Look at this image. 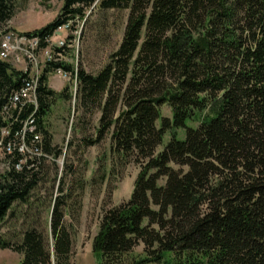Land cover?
Wrapping results in <instances>:
<instances>
[{
  "label": "trees",
  "instance_id": "trees-1",
  "mask_svg": "<svg viewBox=\"0 0 264 264\" xmlns=\"http://www.w3.org/2000/svg\"><path fill=\"white\" fill-rule=\"evenodd\" d=\"M16 1L0 0V35ZM111 10L128 14L109 62L97 73L48 62L36 106L13 101L28 75L0 57V222L29 202L44 163L62 154L44 119L59 96L71 97L69 85L58 92L48 84L63 69L77 78L79 121L100 113L85 144L110 135L111 152L141 166L131 197L103 211L93 239L100 264H264V0H64L54 21L24 34L46 47L68 21ZM165 104L172 118L162 115ZM193 119L199 125L187 126ZM67 189L41 201L45 225L0 238V248L21 254L19 264H74L66 215L78 219L84 179L74 205Z\"/></svg>",
  "mask_w": 264,
  "mask_h": 264
},
{
  "label": "rangeland",
  "instance_id": "rangeland-1",
  "mask_svg": "<svg viewBox=\"0 0 264 264\" xmlns=\"http://www.w3.org/2000/svg\"><path fill=\"white\" fill-rule=\"evenodd\" d=\"M63 5L64 0H17L15 14L4 27L16 32L43 27L58 17ZM127 12L111 10L91 14L89 11L84 19L70 23L71 27L75 24L79 30L76 34V46L67 55L70 62L75 66L82 65L92 73L100 71L122 41ZM48 84L58 92L68 85L70 88L71 97L67 99L59 96L44 119L46 129L53 135V144L62 154L53 156L44 163L39 173L40 182L29 202L16 203L12 212L0 222V238L15 241L28 224L40 221L45 225L50 211L41 206V201L50 202V199L58 195V187L63 184L66 189H73L70 203L74 205L80 191L79 183L84 179L85 189L78 219L66 215L74 240L72 261L74 264H100V258L93 251V239L99 230L103 211L131 197L141 166L132 158L121 159L111 152L110 135L100 143L86 145L83 138H95L96 130L93 126L98 125L100 113L79 121L81 117L74 97L78 85L63 78L58 72L49 75ZM162 115L173 117L172 108L168 104L162 107ZM88 121L91 123L87 124ZM199 123V120L193 119L187 122V126H198ZM81 124L87 126L86 133L77 129ZM177 133L178 138L185 139L187 128L181 127ZM171 138L172 130H169L157 150H163ZM4 167L3 159L0 158V170L3 171ZM104 174L105 178L102 179ZM76 213L73 212L75 215ZM142 250L143 245L136 249V254L143 252ZM21 259V254L0 248V264H19Z\"/></svg>",
  "mask_w": 264,
  "mask_h": 264
},
{
  "label": "built area",
  "instance_id": "built-area-1",
  "mask_svg": "<svg viewBox=\"0 0 264 264\" xmlns=\"http://www.w3.org/2000/svg\"><path fill=\"white\" fill-rule=\"evenodd\" d=\"M78 32L77 27H71L70 21H68V27L55 31L47 39L48 45L46 47H41L39 38H35L34 35L29 36L24 34V32H16L11 29L1 32L0 52L2 60L7 61L14 68L28 75V81L25 83L24 88L14 93V102L23 101L32 103L31 93L36 92V85H34L35 71L44 70L50 61H70L65 52L56 49L61 48L65 50L66 48H75L76 34ZM57 72L63 78L77 83V78L73 77L72 73L64 71L63 69H59ZM76 73L74 72L75 76ZM7 150L9 151V149Z\"/></svg>",
  "mask_w": 264,
  "mask_h": 264
},
{
  "label": "bare ground",
  "instance_id": "bare-ground-1",
  "mask_svg": "<svg viewBox=\"0 0 264 264\" xmlns=\"http://www.w3.org/2000/svg\"><path fill=\"white\" fill-rule=\"evenodd\" d=\"M66 27H68V24L65 25V26H63V27L60 28L59 30L64 29V28H66ZM59 30H57V31H59ZM0 57H1V52H0ZM1 59H2V57H1ZM42 71H43V70H36V71H35L34 85L37 84L39 77H41L40 75H41V72H42ZM35 94H36V92H32V93H31V100H32V104H34V105L37 104V102H36V95H35Z\"/></svg>",
  "mask_w": 264,
  "mask_h": 264
}]
</instances>
